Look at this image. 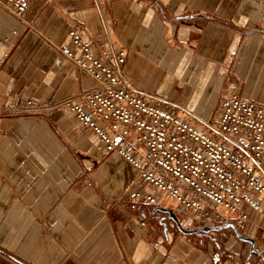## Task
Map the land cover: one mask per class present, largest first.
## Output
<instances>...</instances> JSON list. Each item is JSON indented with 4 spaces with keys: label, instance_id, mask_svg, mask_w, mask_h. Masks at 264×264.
Here are the masks:
<instances>
[{
    "label": "crops",
    "instance_id": "1",
    "mask_svg": "<svg viewBox=\"0 0 264 264\" xmlns=\"http://www.w3.org/2000/svg\"><path fill=\"white\" fill-rule=\"evenodd\" d=\"M70 28L124 49L120 77L200 129L229 93L264 107V0H30L23 17L0 11V264H264L254 213L185 234L163 208L199 221L172 204L128 210L124 193L148 189L137 168L55 106L96 85L57 49Z\"/></svg>",
    "mask_w": 264,
    "mask_h": 264
},
{
    "label": "built area",
    "instance_id": "2",
    "mask_svg": "<svg viewBox=\"0 0 264 264\" xmlns=\"http://www.w3.org/2000/svg\"><path fill=\"white\" fill-rule=\"evenodd\" d=\"M29 3L0 0V11L23 17ZM67 36L69 45L58 46V51L94 78L96 85L55 106L67 108L105 149L118 152L137 168L148 189L124 193L121 201L130 212L140 204L173 200L175 209L203 225L217 227L225 215L246 222L254 213L264 220L263 106L229 93L218 102L213 128L200 129L146 101L142 92L120 77L124 49H105L76 28H70ZM110 58L116 65L107 63ZM117 138L121 144L115 146ZM140 225L146 221L142 219Z\"/></svg>",
    "mask_w": 264,
    "mask_h": 264
},
{
    "label": "water",
    "instance_id": "3",
    "mask_svg": "<svg viewBox=\"0 0 264 264\" xmlns=\"http://www.w3.org/2000/svg\"><path fill=\"white\" fill-rule=\"evenodd\" d=\"M169 215L170 218L173 219L174 223H175V226L176 228L185 233V234H191V233H205V232H208V230L214 228L216 229L217 227H212V226H209V225H205V226H199V227H194V228H191V229H187V228H184V226L181 224V221L179 220V218L175 217V215H173L172 211L170 208H163ZM233 229L236 230V233L239 234V231L236 229V226L235 225H232ZM241 239L243 240H249L250 243L253 242V240L251 238H245L244 236H241ZM252 249H254V247L252 246Z\"/></svg>",
    "mask_w": 264,
    "mask_h": 264
},
{
    "label": "rangeland",
    "instance_id": "4",
    "mask_svg": "<svg viewBox=\"0 0 264 264\" xmlns=\"http://www.w3.org/2000/svg\"><path fill=\"white\" fill-rule=\"evenodd\" d=\"M167 203L168 204H172V205H176L175 204V202L173 201V200H168L167 201ZM170 208V207H169ZM171 209V211H172V213H173V215H175V217H177V218H179V220L181 221V224L183 225V222H182V220H181V218L179 217V215H178V213H177V211L175 212V210L174 209H172V208H170ZM226 217H227V215H225ZM233 217H236V216H233ZM172 222H173V220H171ZM194 221H196V220H194ZM238 223V222H237ZM223 223H221V224H219V226L220 225H222ZM195 225H197V226H195ZM198 225L199 226H205V225H203V223H201V222H195V224L194 225H183L184 226V228H187V229H191V228H194V227H198ZM219 226H217V227H219ZM175 229H177L176 227H175ZM215 230L216 229H214V228H212V229H210V230H208V232H215ZM208 240H211V238H207Z\"/></svg>",
    "mask_w": 264,
    "mask_h": 264
},
{
    "label": "flooded vegetation",
    "instance_id": "5",
    "mask_svg": "<svg viewBox=\"0 0 264 264\" xmlns=\"http://www.w3.org/2000/svg\"><path fill=\"white\" fill-rule=\"evenodd\" d=\"M199 227V226H198ZM212 227H214V226H212Z\"/></svg>",
    "mask_w": 264,
    "mask_h": 264
}]
</instances>
